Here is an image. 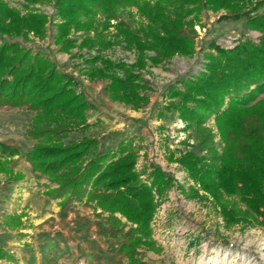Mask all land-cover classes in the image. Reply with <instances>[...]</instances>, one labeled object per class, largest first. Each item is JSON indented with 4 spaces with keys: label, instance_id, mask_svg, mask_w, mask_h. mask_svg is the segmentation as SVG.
Returning <instances> with one entry per match:
<instances>
[{
    "label": "trees",
    "instance_id": "16d2710c",
    "mask_svg": "<svg viewBox=\"0 0 264 264\" xmlns=\"http://www.w3.org/2000/svg\"><path fill=\"white\" fill-rule=\"evenodd\" d=\"M26 14L0 0V106L27 105L35 111L34 123H55L54 127L36 126L30 133L37 141L20 153L16 146L0 142V171L12 174L8 165L13 156L22 155L33 171L47 175L56 186L45 194L59 199L60 208L83 202L102 217L107 238H118L121 215L130 223L118 251L127 264H148L137 257L138 248L155 250L150 221L156 209L155 195L161 196L172 183V176L153 165L147 181L135 170V157L122 140L106 152L95 151L98 140L85 136L64 143L53 135L71 128H86V111L94 109L78 78L60 71L49 57L33 52L6 37L42 38L49 17L30 4L52 0H23ZM178 3L174 15L166 13L161 0H53L55 8L53 43L61 51L73 47H91L94 38L103 39L101 30L110 25L120 6H136L148 20L142 34L128 27L120 29L122 41L135 48L132 63L112 61L96 54L84 59L89 79H105L104 89L112 100L140 108L149 102V81L142 71L174 55L194 53V21L203 9L224 11L219 19H245L249 30L260 33L257 41L240 38L229 47L214 40L209 43L204 67L193 76L170 84L163 97L167 102L157 111L176 110L178 118L194 125L203 154L186 150L176 157L187 175L218 203L224 224L258 225L264 230V0H173ZM103 16L96 23L94 13ZM194 14L191 19L185 18ZM101 29H100V27ZM71 30L92 31L80 43L70 37ZM6 36V37H5ZM110 44V43H107ZM152 52V53H149ZM100 61V66L95 65ZM213 118L221 141L217 150L207 120ZM89 154L91 156L84 160ZM20 174L10 179L18 180ZM5 226L20 231L25 225L21 215H8ZM11 250L0 245V259L13 260Z\"/></svg>",
    "mask_w": 264,
    "mask_h": 264
},
{
    "label": "rangeland",
    "instance_id": "374dc122",
    "mask_svg": "<svg viewBox=\"0 0 264 264\" xmlns=\"http://www.w3.org/2000/svg\"><path fill=\"white\" fill-rule=\"evenodd\" d=\"M5 1L17 8L21 14L27 13L28 9L23 0ZM161 3L166 13L170 15H174L178 10L179 4L173 0H161ZM29 7L48 15L46 35L39 38L29 33L27 39L5 36L6 39L17 41L33 52L49 57L60 71L71 73L78 78L87 99L95 107L86 111L87 121L93 124L86 128L68 127L67 130L59 135H53L52 138L68 143L85 136L94 137L98 140V147L95 151L100 152L113 149L122 140L130 141L128 149L135 157V170L141 180H148L153 165L160 166L163 171L172 176V183L163 195H155L156 209L150 221V227L157 249L140 247L137 257L148 264H264V230L258 225L226 226L220 207L213 197L201 190L179 163L170 160L171 156L176 157L186 150L194 151L199 155L204 153L200 150L198 132L194 125H188L180 120L177 111L173 109L165 111L160 118L157 117L159 107L167 102L162 92L170 84L179 85L180 79L196 75L204 67V57L210 51L211 41L214 40L221 46L229 47L240 38L257 41L260 33L256 30H249L245 19L223 20L219 19V15L224 11L203 9L198 21H194L193 24L195 30L193 55L188 57L174 55L164 59L158 65H150L143 70L142 74L151 87L146 91L149 102L140 108H133L131 105L108 97L104 89L107 80L89 79L84 74L85 67L89 66L84 59L100 54L103 58L112 61L132 63L135 60V48H128L125 45L120 29L128 27L138 35L142 34L148 20L136 6L117 8L116 17L110 21L107 28L101 30L103 34L101 40L94 38L92 31L84 33L71 30L70 37L75 39L77 44L86 36L93 37L94 41L89 48L76 46L68 51H61L59 46L53 43L55 31L53 0L30 4ZM259 11H264V6ZM193 15L190 14L185 19H191ZM93 18L96 23L103 20L99 12H95ZM95 65L100 66V61H97ZM34 115L35 111L30 110L27 105H1L0 134L2 135L0 137L2 140L0 141L16 146L23 154L37 141L45 140L46 136L34 138L30 133L31 129L36 126L54 127L55 123L48 121L34 123ZM206 125L213 133V141L217 150H220L222 144L213 118L207 120ZM90 156L91 154L84 160ZM20 157L22 155L13 156L9 165L19 171L22 176V171L27 169V165L25 159ZM0 173L8 174L3 171ZM2 174H0V186L4 179ZM12 174L4 180V183L13 180L10 179ZM19 191L20 189L16 194ZM20 193L12 198L0 197V245L10 249L14 257L16 255V259L13 260L0 259V264H34L33 252L39 250L35 245L39 235L37 229L44 226L50 228L55 226L54 229L58 230L53 241L71 244L80 240L70 237L77 236L80 230L86 228V224L80 223L81 225L76 226L75 223L67 222L63 214L60 216L58 210L63 212L64 208L59 207V199L49 197L52 202L44 204L43 197H24L23 190ZM41 205L43 207L39 209ZM80 207L85 209L87 207L92 211L93 221L97 228L101 229L102 234V217L95 214L93 209L84 203ZM14 214L21 215L25 228L20 231L26 233L25 235L5 226L8 215ZM116 217L119 219L122 234H119L118 238H107L103 233L104 241L113 249H118L119 245L125 241L123 233L130 226V223L121 215L116 214ZM49 219H51L50 222H48ZM57 253L60 252L57 251ZM118 255L119 263L127 264V258L120 253ZM63 257L68 258L69 255L64 256L61 253L57 257L60 258L59 261L62 264H67L68 261L62 259Z\"/></svg>",
    "mask_w": 264,
    "mask_h": 264
},
{
    "label": "crops",
    "instance_id": "0c3cea01",
    "mask_svg": "<svg viewBox=\"0 0 264 264\" xmlns=\"http://www.w3.org/2000/svg\"><path fill=\"white\" fill-rule=\"evenodd\" d=\"M1 135L2 134H0V136ZM0 140H2L1 137ZM25 164L27 165V169L22 171V178H20L19 180H12L8 183H4V180H6V178L9 177L10 174L0 173L4 176V179L3 181H1L0 186V197L12 198L15 197L14 195H20V191L23 190L25 194L24 197H43V203L50 204L52 202V199H50L49 196H46L44 194V191L48 188L55 187V181H53L46 175L33 172L30 164L26 160ZM9 166L12 170H14V167H12L11 165ZM14 174H20V172L14 170ZM14 174H12V176ZM18 189H20V191L16 194ZM79 204L82 205L83 203L72 202L66 208H64L63 212L58 210V214L60 216H62L63 214L67 222L72 224L75 223L76 226L84 223L86 224V228L80 230L77 233V236L73 235L70 237L80 240H76V242H73L71 244H69V242H56L53 241L55 240L54 235L58 231L54 229L55 226L52 228L44 226L39 230L37 229L39 235L37 237V241H35V245L39 250H37V252H33V259L35 261L34 264H62L59 261L60 258H57L61 253L64 256L69 255L68 258H62L68 261L67 264H120L118 249L111 248L109 244L104 241L103 233L101 234L100 232L101 229L97 228L96 224L93 221L92 211L87 207L86 209L80 207L81 205ZM42 207L43 206L41 205L39 209H42ZM50 220L51 219H49L48 222H50ZM63 250H65V252H63ZM57 251H59L60 253H57Z\"/></svg>",
    "mask_w": 264,
    "mask_h": 264
}]
</instances>
